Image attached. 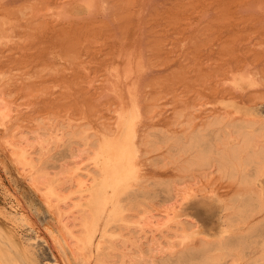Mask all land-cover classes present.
<instances>
[{
	"label": "rangeland",
	"instance_id": "obj_1",
	"mask_svg": "<svg viewBox=\"0 0 264 264\" xmlns=\"http://www.w3.org/2000/svg\"><path fill=\"white\" fill-rule=\"evenodd\" d=\"M0 96L15 109L7 131L16 132L14 139H18L17 132L23 129L31 134V141L35 138L30 130L47 121L86 125L97 136L108 130L114 134L123 112L138 113L133 120L138 140L146 135L181 134L187 118L201 123L224 113L226 119L252 118L253 114L264 118V0H0ZM195 122L192 126L199 123ZM2 129L0 252L9 251L19 264H34L20 237L30 232L29 226L14 224L9 215L14 203L6 196L4 185H8L35 223L40 228L49 226L58 236L66 263L80 264L59 231L57 210L47 205L41 191L12 160L2 141ZM67 147L61 143L50 150L56 172L63 164L71 165ZM163 148L147 151L141 145L137 158V181L145 180L150 197L144 205L161 214L168 204L161 202L167 195L165 184L180 174L174 163L162 161ZM35 154L40 157V153H33L37 160ZM85 158L81 164L88 162ZM194 172L199 184L173 204L175 219L189 223L191 238L180 241L171 227V232L166 231L167 238L171 237L168 244L175 247L166 240L161 244L167 256L196 245L199 236L212 241L232 232L243 233L246 226L232 230L224 224L223 216L230 211L224 209V201L237 191L236 183L214 171L205 178ZM136 182L122 194L124 204L127 194L138 193ZM71 207L67 214L72 216L81 206H63L65 211ZM149 210L143 214L127 210L128 226L121 222V231L117 232L115 224L109 230L127 234L115 237L124 239L128 248L138 246L132 244L135 240L145 246V238L154 232L158 237L160 228H165L151 222L160 228L151 233L149 228L145 233L136 229L139 218L149 219ZM129 226L136 231H128ZM28 247L39 264L50 257L45 245ZM162 251L156 255L164 256ZM227 263L233 264L230 259Z\"/></svg>",
	"mask_w": 264,
	"mask_h": 264
},
{
	"label": "bare ground",
	"instance_id": "obj_2",
	"mask_svg": "<svg viewBox=\"0 0 264 264\" xmlns=\"http://www.w3.org/2000/svg\"><path fill=\"white\" fill-rule=\"evenodd\" d=\"M1 96L0 126L4 129L2 141L10 152L12 160L20 167L19 169L30 177V184L41 191L47 205L57 210L59 231L69 244L71 254L80 264H228L229 259L233 264H238L240 260L250 264H262L264 260V118L258 117V114H253L252 118L241 116L242 119L239 116V119H232L236 117H230L231 114L228 116L230 118L226 119L224 113V115L210 116L202 121L203 123L198 121L200 124L197 121L198 124H195V119L185 118L184 130H181L182 133L179 132L181 134H166L162 137L146 135L140 140L137 139V132L133 127V120L138 115L136 111L121 113L117 119L116 131L112 130V133L113 131L115 133L110 134L111 131L108 130L109 134L105 131L106 134L100 136L87 131L86 125H74L68 121L62 122L63 120L57 123L41 121L42 123H38L34 130H30L34 132L35 138V141H31L29 139L31 134L26 135L23 129L17 132L20 133L18 139H14L16 132L12 134L7 131L9 127L7 123L13 116L11 110L14 108H11L12 105L10 106ZM193 122H195L194 126H192ZM61 143L68 146L66 149H69L73 159L69 157L71 162L68 163L71 165H64L61 161L60 163L64 166L59 163L62 167L56 172L55 164L50 160V152H52L50 150L60 146ZM141 145H144L147 151L163 146L166 155L163 156L162 161L174 163L175 168L174 166L172 168L179 171H176V174L180 173L165 184L167 195L161 202L168 204L163 208V214L154 213L152 209L149 210L144 205L150 202V197L145 180L137 181L139 176L137 158ZM7 149L4 151L7 152ZM37 151L40 157L38 155V158L35 154L38 158L36 160L33 153ZM83 156L88 162L81 164L85 158ZM51 169L55 173H52ZM194 170L198 171L202 177L214 171L217 176L219 175L218 177H226L232 180L231 183H236L237 191L224 201V209H230L223 216L224 224L232 230L246 226L242 228L243 233L236 230L237 233L234 234L230 231L233 234L221 235L212 241L199 236L196 245L183 249L180 247L181 250L176 249L177 253L171 254L170 256L173 255V257L168 259L170 256L162 251L161 244L165 240L167 244L170 241L168 239L171 237L167 238V235L171 232L169 231L171 227L176 237H180V241L184 242L191 238L188 233L189 223L175 219L173 204L199 184L200 180L196 179ZM211 180L213 181L212 178ZM132 181H137L135 184L138 193L127 194V201L124 204L121 196L127 187L132 185ZM7 186L4 185L6 196L13 198L14 203H11L13 211L9 213L11 221L17 225L29 226L30 232L20 234V237L25 246L23 249L30 253L33 263L39 264L29 245H45L48 248L50 257L47 260L44 259L43 264H67L58 236L47 225L40 228L32 219L33 217L31 218V214L27 213L29 211L24 208L20 197L14 195L15 192L11 189L13 193ZM83 198L85 202H81ZM63 206L85 207H80L74 212L78 213L71 216L67 212L72 207L65 211ZM131 209L136 210L137 214H143L149 210V215H146L149 219L139 218L136 229L145 233L149 228L151 233L160 228L152 226L151 222L157 226H165L163 229L160 228V236L158 235L163 240H158L154 232L150 234L151 238L145 235L147 237L144 239L147 240L145 246L139 245L142 241H138L139 244H137L135 240L132 244L135 243L138 246L128 248L124 239L117 238L124 234L121 232L116 235L117 233H113L114 231L109 230V227L115 224L119 226L117 232L121 231V222L124 224L127 222L130 214L126 211ZM153 210L156 209L153 208ZM75 225H78L77 229H74ZM125 226L127 227L128 224ZM131 228L129 226L128 231H132ZM123 229H125L124 226ZM166 231H169L168 234ZM138 238L140 239L139 236ZM132 239L133 237L130 238L131 241ZM125 248H128L129 252ZM156 251L158 253L162 251L165 255L158 257ZM157 257L160 263L156 262ZM14 263L19 264L12 253L0 252V264Z\"/></svg>",
	"mask_w": 264,
	"mask_h": 264
}]
</instances>
